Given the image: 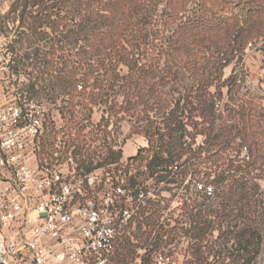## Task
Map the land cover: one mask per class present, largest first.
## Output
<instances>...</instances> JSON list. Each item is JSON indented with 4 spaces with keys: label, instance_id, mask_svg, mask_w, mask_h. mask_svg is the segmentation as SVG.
<instances>
[{
    "label": "trees",
    "instance_id": "16d2710c",
    "mask_svg": "<svg viewBox=\"0 0 264 264\" xmlns=\"http://www.w3.org/2000/svg\"><path fill=\"white\" fill-rule=\"evenodd\" d=\"M222 1L199 0L198 7L202 11L201 13L194 11L193 16L188 14L192 0H119V3L125 6L122 18L109 19L113 22V29L116 31L112 33L110 31L106 38H101V42L104 39L108 41L106 47L112 50L108 53L107 59L93 57L96 55L93 44L97 39L95 35H89L88 39L94 52L90 50L84 54V57L70 60L62 53L57 56L58 62L54 61V57L50 60L47 57L43 59L49 66L58 64L57 68H53L57 73L56 77L61 80L65 88L72 86L73 80L81 76L80 80L85 83L83 87L89 89L88 94L85 91L81 95L87 96L92 104L95 98L102 95L91 87L92 85L96 87L101 71L103 78L112 79L115 84L122 77L117 73V67L126 64L129 73L122 79L127 81V85L122 87L125 94L124 101L129 107L117 110L116 104H108L110 97L104 94L101 96V101L107 106L103 110L102 119L103 121L106 119V114L115 116L121 111L134 115L131 114V110L135 106L147 105L140 110L143 114L140 120L144 126L139 134H143L148 139L149 146L121 163L119 160L122 158V149L115 151L113 146L105 142L106 154L85 157L81 162L82 167L86 172H90L103 165L121 163L122 171L116 170V173L121 175L144 151L152 153L147 168L149 176L155 177L158 184H176L180 189L181 177L186 169L192 176L198 175L206 179L208 183L214 185V193L207 195L200 204L195 202L190 212H186L191 222L189 232L195 238L205 237L212 235L217 229L222 231L226 224L224 232L235 233L237 250L242 252L240 258L245 260L248 257L252 259L260 253L264 238V94L258 100L246 98V93L242 94L241 76L233 73L225 78L224 69L236 58H243L253 42L264 41V0H238V5L244 13L234 17L221 16ZM81 4H86V10L95 17L94 6L88 2ZM161 5H163L162 13H166L168 17L175 16L178 19L182 16L176 23L169 40L176 45V50L179 52L184 51L186 46L192 48L197 58L193 60L190 57V61L187 62L191 71V82L185 84L184 90H174L179 96L164 91L146 95L143 90L145 71L138 67L135 59L136 51L125 49L126 54L117 51L125 37L120 33L121 30L126 31L130 25H133L134 17L145 20L154 11H160ZM91 14L85 20V25H89L93 20ZM103 17H99L98 21L109 18L108 15ZM46 25L56 32L60 30V28L56 29L59 23L50 21ZM59 32H61L60 38L55 37V40L58 38V44L64 43V33ZM64 47H60L61 52H64ZM35 52L34 58H38ZM208 52L212 53L213 59L210 60L213 62L210 71L203 64ZM27 55L29 58L32 57L30 53ZM132 55L134 56L131 57ZM80 62L87 65L81 73ZM14 69L20 71L17 64L14 65ZM160 71L163 73V69ZM30 74L35 78L34 81L38 79L33 75L34 72ZM159 76H161L160 83L165 85V76ZM176 77L179 82L184 79L180 74ZM36 84L37 82L30 84L32 92H35ZM224 89H226L225 94ZM65 93L68 94L67 91ZM152 99L155 105L149 108L148 104ZM217 101L220 102L219 107L216 105ZM88 111H93V108H89ZM60 112L68 124L80 125L82 121L91 124L90 116H84L83 119L76 116L73 106L68 109L63 108ZM199 136H202V140L198 139ZM185 156L186 159L183 160ZM127 179L132 180L133 177ZM136 185L134 179L130 187L137 198L143 192L136 190ZM213 198L215 201L212 200ZM218 199L220 200L217 202ZM158 202L156 205L159 207L153 210L152 214L165 209L161 206V201ZM198 205L200 210H197ZM193 256L201 260L203 253L196 250Z\"/></svg>",
    "mask_w": 264,
    "mask_h": 264
},
{
    "label": "rangeland",
    "instance_id": "374dc122",
    "mask_svg": "<svg viewBox=\"0 0 264 264\" xmlns=\"http://www.w3.org/2000/svg\"><path fill=\"white\" fill-rule=\"evenodd\" d=\"M83 2H88L96 8L95 17L86 10L87 3L81 4ZM238 2V0H223L220 8L221 16L232 15L234 17V15L241 14L243 10ZM198 4L199 0H192L189 15H193L195 12L201 13L202 10ZM47 6L48 8H46ZM124 8V4L119 3V0H0V42L7 39L12 40L17 61L15 64L18 65L19 72L26 76V73L34 72L33 75L38 78L34 81L29 77L23 79V76H16V79L8 81L9 79L4 76L1 79V89L4 88L7 92L6 86L11 87L14 83V86L21 90L28 89L32 98L45 103L46 119L40 143V158L47 159L52 164H62L64 171L72 170V164L67 161V154L70 152L80 151L75 156L77 166L79 165V171L76 173L79 174L86 172L81 164L85 157L106 154L105 142L113 146L115 151H119L126 139L131 140L137 135H143L139 134L144 126L140 120L143 117L140 110L147 105L135 106L131 110V114L134 115H128L121 111L115 116L106 114V119L104 121L102 119L103 110L107 106L101 101V96L104 94L110 97L108 104H116L117 110L129 107V104L124 101L125 94L122 87L127 85V81L122 79L129 73L126 64L117 67V73L122 77L115 84L111 81L112 79L103 78V71H101V77L98 79L96 87L94 88L93 85L91 87L102 95L95 98L92 104L87 96L81 95L85 91L87 94L89 92V89L86 90L83 87L85 83L80 80L81 76L73 80L72 86L65 88L61 80L56 77L57 73L54 68H57L58 64L54 63L53 66H49L43 59L47 57L50 60L54 57V61L58 62L57 56L64 53L68 59L75 60L77 57H84V54L90 50L94 52V48L88 40L89 35L97 36L93 43L96 54L93 57L107 59L108 53L112 50L110 47H106L108 41L104 39L101 42V38H106L110 31L111 33L116 31L113 29V22L109 19L120 20ZM162 8L163 5H161L160 11H154L145 20H140V17H137V20L134 17L133 25H130L126 31L121 30L120 33L125 37L117 51L120 54H126L125 49L136 51L135 59H137L138 67L145 71L146 79L143 90L146 95L150 96L153 93L164 91L179 96L178 92L174 93V90H184L185 84L191 82V71L187 62L190 61V57L193 60L197 58L193 49L187 48V46L182 52L176 50V45L169 38L182 16L178 19L175 16L168 17L166 13H162ZM89 11L91 10L89 9ZM90 14L93 20L89 25H85V20L89 18ZM103 15H108L109 18L107 17L108 19L101 22L98 21L99 17L104 18ZM50 21L55 24L59 23L60 25L56 29L60 28V30L56 32L47 26L46 23ZM137 22L139 23L137 24ZM59 31H63L65 39H63L64 43L58 44L57 39L61 34ZM55 37L58 38L55 40ZM51 46L53 47L51 48ZM62 46H65L64 52L60 51ZM34 52L37 53L38 58H34ZM29 53L32 54L30 58L27 55ZM205 57L203 59L204 67L210 71L213 66L212 53L208 52ZM79 65V68H82L79 70L80 73L84 72L87 65L81 62ZM161 69H163V73L160 71ZM233 73L241 76L242 94L246 93V98L258 100L264 94V41L253 42L247 48L243 58L238 57L232 64L225 67V78L230 77ZM178 74L184 78L182 82L175 79L178 78L176 77ZM159 75L165 76V85L160 83L161 76ZM32 82H37L34 86L35 92H32V87L30 88ZM225 92L226 89H224V94ZM9 97L15 98L12 93L9 94ZM225 97L228 100L227 95ZM152 105H155L153 99L148 107L150 108ZM71 106L74 107L76 116L82 119L84 116H90V122L93 125L88 121H82L80 125L68 124L60 110L68 109ZM91 107L93 111H88ZM99 118L100 122L94 124L93 120ZM198 139L202 140V136H199ZM151 154L143 151L141 156L131 162L121 175L113 173L112 164L114 163L102 166L107 168L103 171L105 180L109 176L115 180L116 175H119L125 179L127 186H130V183L135 179L137 182L135 189L143 192L137 196L142 199V202L138 208L136 219L131 223L127 234L117 242L116 251L111 257L113 264H128L130 262H133L132 264H142V262L150 264L156 252L171 251L173 248L179 252V255L176 254V256L185 264H264V238L260 253L252 259L248 257L242 260L240 258L242 252L237 250L235 233L233 231L224 232L226 224L222 231L217 229L212 235L193 237L189 232L191 222L186 212H190L195 202L199 204L204 202L207 196L198 189L197 182L214 185L198 175L192 176L191 172L187 173L188 170L184 168L185 166L183 169L186 170L181 177L180 189L176 184H158L155 177L149 176L147 168ZM185 159L186 156L183 160ZM121 160L122 158L119 162ZM124 162L126 161L124 160ZM130 177L133 179H127ZM77 179L78 183L83 186L80 175H77ZM162 188L166 189L161 190ZM158 201H161V206L165 209L152 214L153 210L159 207L156 205L159 203ZM197 210H200V205ZM196 250L202 251L203 258L201 260H197L193 256Z\"/></svg>",
    "mask_w": 264,
    "mask_h": 264
},
{
    "label": "built area",
    "instance_id": "2783aa9c",
    "mask_svg": "<svg viewBox=\"0 0 264 264\" xmlns=\"http://www.w3.org/2000/svg\"><path fill=\"white\" fill-rule=\"evenodd\" d=\"M12 43L0 42V264H113L117 242L136 219L142 199L122 176L105 180L106 167L77 174V152L67 154L68 171L40 158L45 103L14 83L7 92L1 89L4 76L35 79L14 69ZM121 163L112 164L113 173L122 171ZM197 185L214 193L212 185ZM176 254L175 248L158 251L150 264H185Z\"/></svg>",
    "mask_w": 264,
    "mask_h": 264
},
{
    "label": "crops",
    "instance_id": "0c3cea01",
    "mask_svg": "<svg viewBox=\"0 0 264 264\" xmlns=\"http://www.w3.org/2000/svg\"><path fill=\"white\" fill-rule=\"evenodd\" d=\"M100 122V118L99 119H94L93 123L96 124ZM149 146V141L148 139L143 136V135H137L135 138L133 139H126V141H124L123 145H122V159L127 160L130 157H134L138 154V152L141 149L147 148ZM51 244H54L52 242H49ZM50 245V244H49ZM54 249V254H58L61 250L60 248H58V246L53 245ZM58 264H72L69 261H64V262H58Z\"/></svg>",
    "mask_w": 264,
    "mask_h": 264
}]
</instances>
